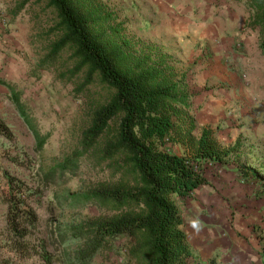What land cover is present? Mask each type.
Masks as SVG:
<instances>
[{
    "label": "rangeland",
    "instance_id": "1",
    "mask_svg": "<svg viewBox=\"0 0 264 264\" xmlns=\"http://www.w3.org/2000/svg\"><path fill=\"white\" fill-rule=\"evenodd\" d=\"M95 2L111 15L109 23L118 27L132 54L151 59L162 56L175 79H184L192 95L194 136L207 127L221 150H231L223 165H232L233 173L239 171L241 183L235 193L246 189L252 209L262 213L257 221L244 220L249 214L235 207L239 206L236 197L225 195L215 184L227 173L217 174L214 164L202 162L204 176L212 180L190 197L176 200L194 256L218 264H263L264 191L260 181L242 177L240 167L255 168L264 180V54L251 61L241 48L235 49L237 55L221 63L226 71L219 66L216 81L206 82L198 93L191 88L197 75L191 68L196 62L179 61L173 55L178 48L161 41L165 31L161 34L160 29L149 25V0ZM56 25V13L46 0H0V82L11 87L0 84V264H68L65 253L71 252L74 244L67 240V227L98 215L92 204H72L73 197L102 181L107 172L94 167L88 156L77 159L72 173L61 170L80 148L91 102L104 97L105 92L95 76L85 84V69L72 73L70 50L47 59L48 46L58 34L50 30ZM246 30L244 26L242 31ZM205 63L199 66L205 68ZM208 91H213L218 104L221 99L229 104L219 111L213 109V121L205 125L208 112L203 110L199 96ZM13 93L30 124L44 138L41 149H37L27 123L15 108ZM172 151L179 155L184 152L179 146ZM27 213L36 218L33 227L24 220ZM13 216L20 220L23 238L8 227ZM91 264H125V258L122 252H111L95 257Z\"/></svg>",
    "mask_w": 264,
    "mask_h": 264
},
{
    "label": "trees",
    "instance_id": "2",
    "mask_svg": "<svg viewBox=\"0 0 264 264\" xmlns=\"http://www.w3.org/2000/svg\"><path fill=\"white\" fill-rule=\"evenodd\" d=\"M46 1L57 17L50 32H58L48 46L47 59L70 50L72 73L85 69V84L95 76L105 92L91 102L80 148L61 170L72 173L77 159L88 156L94 167L107 172L102 181L73 197L72 204H92L98 215L67 227V240L74 248L65 253L64 262L91 264L102 254L122 252L125 264H218L194 256L176 200L208 184L202 162L224 166L231 150H221L207 127L194 136L192 95L184 79H175L162 56L132 54L118 27L109 23L111 15L95 0ZM248 4L253 13L245 28L258 31V48L264 54V0ZM11 100L41 149L44 138L30 124L14 93ZM175 146L183 154L174 153ZM240 174L260 181L264 191L258 170L240 167ZM17 219L9 218L8 227L23 238ZM24 220L30 227L36 224L29 213ZM260 256L264 264V246Z\"/></svg>",
    "mask_w": 264,
    "mask_h": 264
},
{
    "label": "crops",
    "instance_id": "3",
    "mask_svg": "<svg viewBox=\"0 0 264 264\" xmlns=\"http://www.w3.org/2000/svg\"><path fill=\"white\" fill-rule=\"evenodd\" d=\"M249 2L250 0H149V25L155 30L160 29L161 34L165 31L161 41L178 48L173 55L179 61L186 64L196 62L191 68L193 73H197L193 76L196 79H193L194 85L191 87L196 92L200 93L206 82L213 84L211 81L214 78L216 81L215 70L219 66L222 68L223 59L237 55L235 49L241 48L243 55H249L251 61L261 55L258 31H242L247 18L253 13ZM203 61L207 62L205 68L199 66ZM200 69L205 71L200 72ZM222 70L226 71V68ZM227 77L228 73L225 75L226 79ZM201 94L200 103H204L203 110L208 112L203 123L207 125L213 121V109L222 110L229 103H226L227 99H218L221 101L218 104L213 91ZM214 168L217 174H222L223 171L227 173L215 184L224 189L225 195L232 193L236 197L240 207H235L249 214L244 220L254 222L261 219L259 217L262 213L252 209L247 201L249 199L245 197L246 189L244 192L235 193L241 183L238 179L239 171L233 173L231 169L235 168L232 165L221 167L214 164ZM216 175L215 177L218 176ZM207 177L209 176L206 179ZM211 180L208 179V182Z\"/></svg>",
    "mask_w": 264,
    "mask_h": 264
}]
</instances>
